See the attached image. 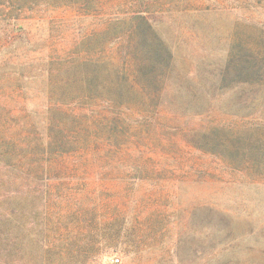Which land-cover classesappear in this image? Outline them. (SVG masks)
<instances>
[{"label": "rangeland", "instance_id": "rangeland-1", "mask_svg": "<svg viewBox=\"0 0 264 264\" xmlns=\"http://www.w3.org/2000/svg\"><path fill=\"white\" fill-rule=\"evenodd\" d=\"M232 47L264 55V0H0L20 264H264V59L215 86ZM147 49L175 72L131 86Z\"/></svg>", "mask_w": 264, "mask_h": 264}, {"label": "trees", "instance_id": "trees-1", "mask_svg": "<svg viewBox=\"0 0 264 264\" xmlns=\"http://www.w3.org/2000/svg\"><path fill=\"white\" fill-rule=\"evenodd\" d=\"M133 24L131 23L130 26ZM138 24H134L136 30H138ZM171 57L169 51L162 53L151 49L144 52L134 50L127 56L131 67L128 83L131 86L142 88L167 82L175 72L173 64H171ZM223 59L221 67L211 78L214 85L218 86L229 82L231 86L228 89H236L239 86L256 84L259 81L258 78L262 76L263 70H260L256 63L260 61L259 59H264V55H245L242 50L232 47ZM194 78L191 79V82ZM198 79L199 77H196L193 82L197 83ZM3 127L4 120L0 118V173L6 164L11 165L10 163L15 161L12 156L18 152L16 137L7 136ZM11 167L15 168L12 165ZM17 187L14 180L9 182L7 188L0 182V264H20L17 220L15 214L9 212L12 207H15L16 197L13 194ZM8 190L12 194L1 196Z\"/></svg>", "mask_w": 264, "mask_h": 264}, {"label": "built area", "instance_id": "built-area-1", "mask_svg": "<svg viewBox=\"0 0 264 264\" xmlns=\"http://www.w3.org/2000/svg\"><path fill=\"white\" fill-rule=\"evenodd\" d=\"M116 262H118V260H115Z\"/></svg>", "mask_w": 264, "mask_h": 264}]
</instances>
